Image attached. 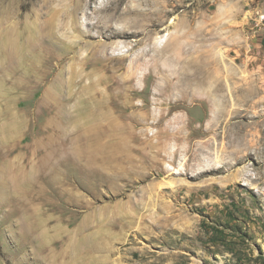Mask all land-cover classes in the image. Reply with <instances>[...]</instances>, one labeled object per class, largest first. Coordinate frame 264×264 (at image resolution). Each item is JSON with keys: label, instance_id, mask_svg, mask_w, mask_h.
<instances>
[{"label": "rangeland", "instance_id": "1", "mask_svg": "<svg viewBox=\"0 0 264 264\" xmlns=\"http://www.w3.org/2000/svg\"><path fill=\"white\" fill-rule=\"evenodd\" d=\"M0 38L9 44L0 53V165L23 157L36 202L71 227L92 216L108 220L114 238L103 242L118 259L112 264H264V127L249 124L264 104L251 118L245 100L254 86L253 100L264 96V0H0ZM166 40L176 72L195 78L175 107L149 104L155 77L169 70L153 56L154 41ZM208 78L232 111L216 120L209 98L194 93ZM96 90L115 96L109 123L84 122L96 114ZM10 104L13 117L1 110ZM146 113L149 121L135 126L132 117ZM122 127L138 140L123 139ZM161 128L170 130L163 136L170 154L130 150ZM59 174L78 199L51 183ZM6 209L0 264H37L32 239H12Z\"/></svg>", "mask_w": 264, "mask_h": 264}, {"label": "bare ground", "instance_id": "2", "mask_svg": "<svg viewBox=\"0 0 264 264\" xmlns=\"http://www.w3.org/2000/svg\"><path fill=\"white\" fill-rule=\"evenodd\" d=\"M21 34H25V32L21 33ZM163 37H164L163 39H165V36H163ZM23 38H25V37H23ZM6 40L7 39L0 38V53H1L2 47H3V53L6 49V47L7 46L9 47V44L5 45ZM10 41H11V37H10L8 43H10ZM3 42H4V44H3ZM154 42L157 44H156L155 48H153V56L156 57L157 60L159 58V60L162 61V64L165 65V67L168 68L169 70H162L160 68L162 72L160 74L158 73L159 75L155 77V80H154L155 88L151 91L152 97L150 99L149 104L150 103L153 105H162V104L166 105L167 104L170 107H175L180 103L177 102V99L175 100L173 98H177L178 96L182 97V96L188 95V92L194 91L191 88V84H192V80L195 78H193V75H192V77H191V75L186 74V73H181L179 75V73L176 72L175 68L177 67V64L175 63V61L172 60V58H167V55L174 51V49L172 48V45L166 44L167 40L165 41L164 44L162 41H158V42L154 41ZM157 62H159V61H157ZM19 70L21 71L22 74H26L28 71V68L24 63H21ZM164 71H166L167 74H164ZM127 76H128V78L135 76V72L134 71L129 72L123 78L122 83L120 82L119 86L126 85L130 81L127 78ZM4 78H5V76L3 74L0 75V80L2 81V83H5ZM125 78H127V79H125ZM197 78H198V76H197ZM228 79H229V77L226 76V81H228ZM124 80H125V82H124ZM209 80L211 81V79H209ZM196 81H198V79ZM96 82L98 84V81H96ZM236 82H238V81H236ZM198 83L202 85V82H200V80ZM205 83H207V82L205 81ZM213 83H215V80L209 82L208 88H205L206 86L205 87L201 86L200 88H197L195 86H193V87L197 88L196 92H194V93H197V90L199 89V92L201 95H206L207 96L206 98L207 99L209 98L208 101H211L212 106H213V112H212L213 114L212 115H213V118L216 120V119H219L221 117V114H223V112L225 111V106H226V108H228V106L226 104L229 102L227 101V103H226V99H223V97H222V95H220V93L219 94L216 93V91L214 90L213 85H212ZM228 84H230V83H227V85ZM193 85H194V83H193ZM196 85H198V84H196ZM246 85H247V83H246ZM109 87H111V85H108L107 89ZM124 87H126V86H124ZM228 87H229V85H228ZM237 87H238V85H237ZM242 88L244 89V87H242ZM242 88H240V90H239L240 92L242 91L241 90ZM254 88H255V86L253 87V89ZM229 89L231 91V87ZM253 89L251 88V90L253 92H256L255 89L254 90ZM123 90H124V88H123ZM245 90H246V88H245ZM247 90H249V87ZM228 91H226V92L228 93ZM120 92H122V91H120ZM126 92L130 93V90H128V88H127ZM257 92H256V94H257ZM252 93H251V95L246 96L245 100L251 101V103H249V102H247V103L250 104V107L252 109V110L250 109V112L253 114L251 116V118H254L256 114L254 112L255 110L253 111V109H254V107L256 108L255 105L257 102H261L264 104V96H261L260 98H258V101H254L253 100L254 96H252ZM244 94L245 93H243V96H245ZM121 95L122 94L119 93L116 96H121ZM230 95H229V97H230ZM240 95H242V93H240ZM160 96H162V98H160ZM90 98H92L91 108L93 111L96 112V114L94 116H92V114L83 115L84 116V122L86 124L87 123L90 124V123L94 122V120L95 121H103L106 123H109L110 121H112L113 117L110 114V107L114 106V103L116 100L115 96L111 93L106 95L104 92H102L100 90H96V92L94 94L90 95ZM164 99H166L167 101L169 99V101L168 102L166 101L167 103H164ZM229 101H231V100H229ZM233 101L235 102V100L232 98L231 102H233ZM246 101L245 102L243 101V102L246 103ZM234 102H233V104L230 103V106L231 105L234 106V104H235ZM243 102H240V105ZM244 103L242 105H244ZM142 105H143V103H142ZM257 105H258V103H257ZM132 106H134V105H132ZM212 106H211V108H212ZM246 106H247V104H246ZM86 107H88V105ZM1 108H2L1 110L3 112L7 111L6 113L9 116L12 115V117H13L14 114L17 115L16 111L12 112L13 106L11 104L10 105H2ZM233 108L235 109V107H233ZM243 109H245L244 106H243ZM104 110H106L107 113L103 112ZM168 110H170V109H168ZM233 111L235 112L236 110H233ZM263 111H264V107H263ZM225 112H227L228 114H231L232 111L227 110ZM244 112L246 113V111H244ZM248 112H249V110H248ZM227 113H225V114H227ZM259 113H258V116L256 115L257 119L254 118V121H250L249 124L254 123V124H256L255 126L259 125L261 127L262 126L264 127V113H262V114H259ZM137 116L132 117V121L135 124V126L138 124H141V123H146L150 119L148 113L143 114L142 116H138V117ZM161 116H162L161 114H160V116H158L156 114V112L151 114L152 123H156V125L158 123H160ZM238 116H239V114H238ZM175 118L177 119V121L182 123L183 119H182V116L180 114L175 116ZM210 118H211V116H210ZM212 122H215V121H212ZM226 125H227V123H226ZM252 126H253V124H252ZM210 127H212V126H210ZM244 128H245V126H244ZM155 131L156 130L152 131V133H151L152 139H148L147 145L141 146L140 149H138L136 147L137 145L131 146L130 150L132 152H134V151H138V150H143L144 148L147 147V148H150V150L154 149L153 151L156 154H158L160 152V150H162V151L167 150L168 153L170 154L172 149L174 148L173 143L171 142V140H169V141L163 140V136L167 135L170 132V130L168 131L165 128H161V129L157 130L156 132ZM174 131H171V132L173 133ZM118 132H121L122 134H124L123 139H127L128 142L132 141V143H135L139 137V135L136 134L134 131H131L130 129H126L125 127L120 128L118 130ZM176 132L179 133V131H176ZM246 132L248 133V131H246ZM257 133H258V131H257ZM2 134L9 137L8 134L3 132V131H2ZM243 135H246V133H243ZM155 137L157 138V141L155 140L156 142H154V139H153ZM234 139H236V138H234ZM6 142H8V139L6 140ZM139 143H140V141H139ZM207 147L209 149L211 148V146H207ZM202 148H204V146ZM237 148H240L239 142L237 144H235V149L232 150L231 153L235 154V153L239 152L240 150ZM117 149L119 151L120 150L123 151L120 147H117L115 145L114 150L118 151ZM128 149H129V147H128ZM197 150H199V149H197ZM19 159H23V157L22 156L19 157V155H18L14 159L9 160L10 162L6 161L0 165V207L1 206L7 207L6 214H7V216H9L10 219H8V217H7V218H5L4 221L7 222V224H6V225H8L7 228L13 227V232L11 234L12 239H17L20 237H24L23 239H25V238L32 239L30 248H31V250L35 256L34 261H36L37 264H45L46 262L48 264H112V262L115 263V261H117L118 259H117V257H116V259L114 257H112L114 252L111 249V246L109 244H106L103 242L105 239L112 241V238H114V237H112V233L109 231V229L106 228L108 220H102V219L97 220L96 218H94V216H92L88 220H86L84 223H79L76 226L71 227L68 224V222H63V219H61L60 217H57L54 214L48 212V210H47L48 208L46 207L47 208L46 209L44 207V204L42 205V202H36L35 201V199H36L35 194L33 196V193H36L35 192L36 189L34 188L35 184H34V182H32V178H29L28 174H26V170H25V166L27 164L26 161H22V160L19 161ZM57 164H59V163L57 162ZM207 167H209V166H207ZM185 171H186V169H185ZM11 174L12 175L15 174L16 177H14V176L12 177ZM185 174H187V173H185ZM57 176L61 177L60 174L59 175H53L52 176L53 182H51V183H53L60 191L67 192L70 195V198L72 200L78 199V195L74 191H70L68 189L66 190V189L61 188V186H60L61 179L60 178L58 179ZM70 189H72V188H70ZM12 214H13V216H12L13 218L10 217V215H12ZM134 216L129 218V220H128L129 223H133ZM54 242L59 243V248H57V249L55 248L57 246H54L55 245ZM52 244H54V245H52ZM50 245H52L54 247H52ZM45 250H47V252L42 253ZM39 253H40V255H39ZM24 255L25 256L23 258L29 260L30 254L24 253Z\"/></svg>", "mask_w": 264, "mask_h": 264}]
</instances>
